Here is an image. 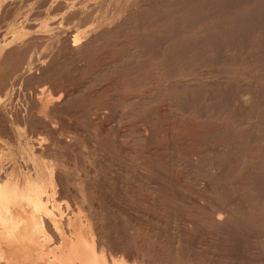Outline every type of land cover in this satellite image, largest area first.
I'll return each instance as SVG.
<instances>
[{
	"label": "rangeland",
	"instance_id": "374dc122",
	"mask_svg": "<svg viewBox=\"0 0 264 264\" xmlns=\"http://www.w3.org/2000/svg\"><path fill=\"white\" fill-rule=\"evenodd\" d=\"M0 178L101 264H264V0H0Z\"/></svg>",
	"mask_w": 264,
	"mask_h": 264
},
{
	"label": "bare ground",
	"instance_id": "6f19581e",
	"mask_svg": "<svg viewBox=\"0 0 264 264\" xmlns=\"http://www.w3.org/2000/svg\"><path fill=\"white\" fill-rule=\"evenodd\" d=\"M75 47V46H74ZM39 100V99H38ZM7 175V174H6ZM34 176V175H33ZM6 177V176H5ZM4 177V178H5ZM19 177V176H18ZM7 178V177H6ZM1 179V178H0ZM33 179V178H32ZM7 180V179H6ZM3 181V180H2ZM1 183V182H0ZM7 183V182H6ZM6 183H3V184H5V185H1L0 184V192H5L6 190H7V193H9V192H11V191H9L8 192V186L6 185ZM9 183V182H8ZM10 184V183H9ZM8 184V185H9ZM12 185V184H11ZM13 186V185H12ZM11 186V187H12ZM56 186V185H55ZM5 187V188H4ZM10 187V188H11ZM4 188V189H3ZM17 188V187H16ZM12 189H13V187H12ZM5 190V191H4ZM16 190V189H15ZM20 191V189H17V191ZM16 192V191H15ZM37 192V191H36ZM16 193H18V192H16ZM20 193H21V195H22V191H20ZM20 193H18V194H20ZM40 193V192H39ZM2 194H4V193H2ZM12 194H13V191H12ZM23 194H25L24 192H23ZM32 195H33V193H31ZM35 194V193H34ZM37 194L38 193H36V196H37ZM4 195H6V193L4 194ZM10 195H11V193H10ZM28 195V197H29V194H27ZM0 196H1V194H0ZM3 196V195H2ZM7 196V198H8V196L9 195H6ZM6 196H4L5 198H6ZM13 196H15V193H14V195ZM26 196V195H25ZM24 196V198H26ZM36 196H33V197H35L36 198ZM10 197V196H9ZM27 197V200L29 199ZM38 197V196H37ZM42 197V196H41ZM6 198V199H7ZM12 198V196L10 197V199ZM18 198V197H17ZM0 199H1V197H0ZM4 199V198H3ZM6 199H4V200H6ZM9 199V198H8ZM31 199H34V198H31ZM38 199H40V197L38 198ZM58 199H60V198H58ZM3 200V201H4ZM22 200H23V198H22ZM43 200V199H42ZM7 201H10V200H7ZM6 201V202H7ZM24 201V200H23ZM45 201V200H44ZM26 202V201H25ZM28 202V201H27ZM33 202V201H32ZM35 202H38V200L37 201H35ZM52 202V201H51ZM5 203V202H4ZM4 203H2V204H4ZM31 203V202H30ZM8 204H9V202H8ZM37 204V203H36ZM45 204H46V202H45ZM6 205V203L3 205V207ZM2 206V205H1ZM31 206V205H30ZM43 206V205H42ZM45 206V205H44ZM7 209L9 208V206H5ZM4 207V208H5ZM36 207V206H35ZM1 208V207H0ZM5 208V209H6ZM5 209L3 210L2 209V212L3 211H5ZM0 211H1V209H0ZM7 212H8V214H6L5 215V213H4V215L3 214H1L0 213V221H1V219H3V218H5V220H7V219H9L10 220V222L9 223H6V224H0V240H8V241H17L18 239H19V236H20V233H18L19 232V228H20V226H17L14 222H11L12 221V215H11V211H10V209L9 210H6ZM54 211V210H53ZM49 213H50V211H49ZM51 214V213H50ZM49 214V215H50ZM45 215V214H44ZM42 216V221H43V225H44V229L46 230V228H48V229H51L52 231H53V233H52V231H51V233H49V237H50V240L49 241H52L53 240V238H55V242H54V244H56L57 245V247H58V249H57V251L58 252H60V251H63V249H64V247L67 245V240L66 239H64V236H65V233L63 232V230H62V227L59 225V226H53V224L51 223V222H53V221H50V217H48V216ZM47 215V214H46ZM57 215V214H56ZM61 218V217H60ZM66 218V217H65ZM74 220V219H73ZM2 221H4V220H2ZM55 222H56V220H55ZM55 222H53V223H55ZM64 222V221H63ZM58 223V222H57ZM56 223V224H57ZM43 225H40L39 227H38V230L41 228V230H40V232L42 231V226ZM55 227H57V229L55 228ZM39 232V233H40ZM50 232V231H49ZM74 232H75V234H74ZM74 232H72V239H73V243H70L68 246H67V252H68V256L66 257V258H59L58 259V264H73L74 262H73V259L75 258V257H78V262L80 263L81 262V264H101V263H99V261H98V256H97V254H95L94 253V251L92 250V249H90V247H87L86 245H87V242L83 239V238H80V236L81 235H79V234H77V231L75 230ZM45 235V234H44ZM22 237H26L27 235L26 234H22L21 235ZM21 236H20V238H21ZM48 236V235H47ZM54 236V237H53ZM45 237H46V235H45ZM43 238H44V236H43ZM42 238V239H43ZM47 238H45L44 239V241L46 240ZM21 239H19V241H20ZM43 240H42V242H44ZM46 241H48V240H46ZM69 241V240H68ZM33 243V242H32ZM75 244H77V248H73L74 246H75ZM29 245V244H28ZM51 245H53L52 243H51ZM32 247V246H31ZM14 248V247H13ZM25 249V248H24ZM40 249V248H39ZM9 250V249H8ZM37 250V249H36ZM10 252V251H9ZM8 252V253H9ZM34 253V252H33ZM15 254V253H14ZM39 254V253H38ZM12 255H13V253H12ZM28 257V256H27ZM6 259V258H5ZM5 259H4V257H3V254H2V252L0 251V263L1 264H22L20 261H14V262H8L7 260L5 261ZM40 259V258H39ZM55 258L52 256V261L54 260ZM38 261V260H37Z\"/></svg>",
	"mask_w": 264,
	"mask_h": 264
},
{
	"label": "crops",
	"instance_id": "0c3cea01",
	"mask_svg": "<svg viewBox=\"0 0 264 264\" xmlns=\"http://www.w3.org/2000/svg\"><path fill=\"white\" fill-rule=\"evenodd\" d=\"M15 216L19 217L21 214L19 213ZM45 231H47V233H51L52 230L48 229ZM18 233H20V236L26 233L27 236H21V238L19 236V239H21L20 241L19 239L17 241L11 242L8 240H0V251L2 252L4 259L6 258L5 261L7 260L8 262H14L18 260L22 264H58L59 258H66L69 255L67 252V246L70 243H73V239H69L67 236H64V239L67 240V245L64 247L63 251L58 252V247L56 244H54L55 241L42 242V239L40 238L41 236L35 232L32 233L30 228L27 229L26 226L21 225ZM65 234H67V232ZM51 243L53 245H51ZM73 248H77V244H75ZM52 256L55 258L53 261ZM73 262V264H81V262H78V257H75Z\"/></svg>",
	"mask_w": 264,
	"mask_h": 264
}]
</instances>
